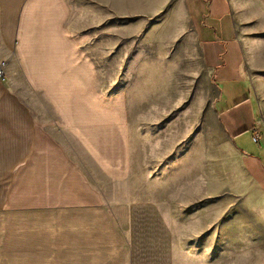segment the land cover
Instances as JSON below:
<instances>
[{
	"label": "crops",
	"instance_id": "crops-1",
	"mask_svg": "<svg viewBox=\"0 0 264 264\" xmlns=\"http://www.w3.org/2000/svg\"><path fill=\"white\" fill-rule=\"evenodd\" d=\"M136 1L0 0V221L22 217V248L36 252L32 264H201L200 188L182 205L196 209L182 213L181 225L173 206L130 190L144 165L131 139L127 91L99 83L87 51L91 38L68 23L72 9L82 7L124 21L137 14ZM141 1L147 16L152 6ZM177 6L186 16H165L159 37L187 33L198 46L201 83L214 90L212 112L264 200V100L257 88L264 86V0H225V22L213 17L210 0ZM138 109L134 99L137 121Z\"/></svg>",
	"mask_w": 264,
	"mask_h": 264
},
{
	"label": "rangeland",
	"instance_id": "rangeland-1",
	"mask_svg": "<svg viewBox=\"0 0 264 264\" xmlns=\"http://www.w3.org/2000/svg\"><path fill=\"white\" fill-rule=\"evenodd\" d=\"M210 1L213 17L219 15L223 22L230 19L229 10L226 14L222 8L225 0ZM136 2L137 14L123 17L124 21L106 20V11L82 7L77 13L72 9L68 22L73 30L91 38L87 51L97 64L99 83L110 92L127 91L131 139L138 144L136 160L144 165L130 190L143 200L155 196L159 203L173 206L181 225L183 214L196 209L182 205L188 203L192 190L200 188L201 241L196 239L201 245V264H264L261 190L241 168L240 158L212 112L214 90L209 83H201L206 77L198 46L187 39V33L181 34L185 40L171 39L169 34L159 37L165 16L177 19L186 12L177 6L180 0H149L152 7L144 16V1ZM145 21L163 25L150 30V25L142 26ZM212 27L221 33L218 24ZM0 64L2 77L6 63ZM257 88L259 99L264 100L263 83H257ZM244 144L251 150L256 146L251 137ZM6 221H0V245H8L0 248V264H32V249L22 248V217Z\"/></svg>",
	"mask_w": 264,
	"mask_h": 264
},
{
	"label": "built area",
	"instance_id": "built-area-1",
	"mask_svg": "<svg viewBox=\"0 0 264 264\" xmlns=\"http://www.w3.org/2000/svg\"><path fill=\"white\" fill-rule=\"evenodd\" d=\"M1 68H2V66H1V64H0V75H1ZM253 141H254V143H258L259 138H258L257 135H255V136L253 137Z\"/></svg>",
	"mask_w": 264,
	"mask_h": 264
}]
</instances>
